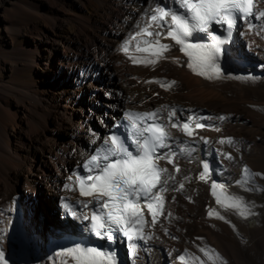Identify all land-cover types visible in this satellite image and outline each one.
I'll use <instances>...</instances> for the list:
<instances>
[{
  "label": "bare ground",
  "instance_id": "obj_1",
  "mask_svg": "<svg viewBox=\"0 0 264 264\" xmlns=\"http://www.w3.org/2000/svg\"><path fill=\"white\" fill-rule=\"evenodd\" d=\"M49 1L0 0V251L10 254L7 232L23 212L25 227L30 236L36 234L42 251L21 231L27 248L13 254L15 264H76L72 257L58 255L64 250L52 241L77 230L85 233L87 225L62 208V197L83 200L76 192L75 175L72 181L66 180L67 175L102 147V140L121 122L125 110L144 112L167 105L191 110L198 122L218 126L219 131L196 130L192 125L194 136L206 137L212 148L233 159L221 158L217 163L213 152L208 159L218 171L207 183L198 179L200 162L205 159L202 141L193 154L197 161L189 163L187 152L179 159V173L160 162L177 184V191L162 194L163 207L169 196L188 198L194 207L183 214V220L165 212L163 220L173 226L167 229L171 235L157 234L153 228L154 238L160 235L164 242L150 240L149 250L139 253L137 264H180V256L183 264H264V69L259 67L264 63V33L257 36L258 29H254L246 35L239 23L241 37L236 39L235 34L225 46V62L217 63L220 78L209 80L186 66L189 58L179 45L161 59L136 51L137 46L147 47L144 40L154 39L141 31L148 23L145 14L164 3L177 8L173 0H56V5ZM258 7L264 10V4ZM150 30H156L155 24ZM219 30L215 24L210 28L212 35ZM194 38L199 43L212 42L207 33L198 32ZM125 41L127 53L120 50ZM162 42L174 44L170 39ZM157 59L154 65L150 63ZM228 62L231 69H224ZM96 64L117 77L119 99L101 101L102 95L110 99L114 95L96 92L106 91L101 82L91 79L98 76L91 72ZM249 75L257 78L245 79ZM172 81L175 84L169 87ZM208 116L212 119H205ZM220 116L225 119L219 120ZM170 130L182 140L190 139L177 129ZM63 133L68 136L61 140ZM221 139L224 144L219 143ZM213 181L224 182V189L217 187L214 194ZM65 182L74 191L64 190ZM230 196L242 197L255 214L243 218L237 210L216 203L219 198L230 206L235 203ZM142 210L150 220V214ZM209 211L219 215L209 216ZM33 212L43 217L47 212L57 213L58 220L45 217V232L37 228ZM125 256L130 264L127 249Z\"/></svg>",
  "mask_w": 264,
  "mask_h": 264
},
{
  "label": "snow or ice",
  "instance_id": "obj_2",
  "mask_svg": "<svg viewBox=\"0 0 264 264\" xmlns=\"http://www.w3.org/2000/svg\"><path fill=\"white\" fill-rule=\"evenodd\" d=\"M173 3L178 4V7L170 8L164 3L157 5L151 13L145 14L148 16V23L141 31L147 37L154 39L144 40L143 43L147 47L137 46L136 51L148 52L161 59L165 58V52L179 45L180 51L189 58L186 66L192 72L209 80L220 78V69L217 67L221 51L219 45L227 43L219 36L211 34L210 28L213 24L231 32L239 22L244 25L246 35L253 34L254 29H258L255 31L257 36L264 33V10L258 7L264 4V0H197L195 3L191 0H173ZM153 24L155 31L150 30ZM198 32L207 33L212 42H190L193 34ZM136 35H140V32ZM165 39L172 40L174 44L163 43ZM254 46L259 47V45ZM246 47L251 51L248 45ZM120 50L127 53V41L122 44ZM158 59L150 63L154 65ZM132 62L137 63L134 59ZM175 62L180 63L178 58ZM259 67L264 69V63ZM256 78L252 75L245 77L247 80ZM174 84L175 81L170 82L169 87ZM154 95L158 96L159 93ZM122 115L123 119L120 123L114 124V127L122 128L123 132L109 134L102 140V147L94 150V154H91L86 162H78L72 173L66 177L67 181H72L75 175L79 197L87 199L62 197V208L66 210V214L70 213L72 217L89 222L88 231L96 238L110 243L121 242L117 238H122L130 264H137L139 253L148 251L147 245L154 239L151 230L159 222L158 210L160 213L163 212L162 194L177 191L175 176L167 167H161L160 162L164 161L165 164L172 165L175 173H179V159L187 152L186 159L189 163L197 161L198 158L193 154L199 151V144L202 141L206 146L203 150L205 159L200 162L202 171L198 173V179L207 183L212 173L218 171L208 159L213 152L218 157L217 163L221 158L230 161L233 157L231 154L221 153L212 148L206 137L194 136L193 127L190 125L196 130L206 127L215 128L217 131L220 129L215 124L198 122L195 118L196 114L191 110L165 105L152 111L125 110ZM205 119L211 120L212 117L208 116ZM218 119L222 121L225 117L220 116ZM99 122L104 123L103 119ZM170 129H177L190 139L182 140L173 135ZM219 143L224 144L225 140L221 139ZM229 143H232L230 138ZM184 179L187 180L188 177L185 176ZM217 187L223 190L225 183L213 181L211 188ZM183 188L184 184L180 183L179 189L183 190ZM63 189L74 191L72 185L67 182L63 184ZM229 198L235 201L230 206H225L219 198L216 199V203L221 207L237 210V214L243 218L255 214L242 197ZM144 207L151 216L150 220L145 219L142 210ZM89 209L90 215L86 211ZM208 215L219 214L209 211ZM220 218L224 219L223 216ZM145 228L149 230L147 234ZM165 234L171 235L166 228ZM171 238L176 239V237ZM58 255L72 257L76 264H121L117 252L109 249L100 250L98 247L77 245L66 248ZM183 259L184 257L180 256V260ZM0 264H8L3 251H0Z\"/></svg>",
  "mask_w": 264,
  "mask_h": 264
},
{
  "label": "rangeland",
  "instance_id": "obj_3",
  "mask_svg": "<svg viewBox=\"0 0 264 264\" xmlns=\"http://www.w3.org/2000/svg\"><path fill=\"white\" fill-rule=\"evenodd\" d=\"M49 1V0H48ZM58 3V1H56V0H52V1H49V3H51L50 5H52V4H54V5H56L57 3ZM52 18V17H51ZM241 36L238 34V33H236V39H238V38H240ZM59 54H57V55H55V59L56 60H58L59 59ZM91 72H93V71H95L97 74H98V76H96V77H91V79L92 80H94V81H96V82H98V84H99V82H101V85L104 87V89H106V91H104V90H102V91H100V90H98V91H96V92H101V94L103 93H111V94H113L114 95V97H111V99L110 98H108V97H105V95H102L103 96V98H101V101L102 102H104V101H110V100H113V98L114 99H119L120 97L117 95L118 94V92L119 91H121V89H120V87L118 86V84H117V77L114 75V74H112L109 70H107V68L105 67V66H103V65H100V64H96L95 66H91ZM224 69H231V64L228 62V66L226 65V66H224ZM99 72V73H98ZM100 76V77H99ZM112 81V82H111ZM113 83V84H112ZM118 86V87H117ZM114 90V91H113ZM116 90V91H115ZM89 106V105H88ZM101 106H104L105 108H106V105L105 104H102ZM148 109V108H147ZM121 111V110H120ZM120 111H118V113L120 112ZM202 112H204V113H208L207 111H202ZM207 123H208V121H206ZM67 136L68 135H66L65 133H63V136H61V140L62 139H65V138H67ZM218 176V175H217ZM216 176V177H217ZM218 179H221V180H223V181H227V182H235L234 180H231V179H226V178H220L219 176L217 177ZM36 196H38V198H42V194H37ZM41 196V197H40ZM172 197H174V196H169V197H167V199H166V201H165V204H164V207H163V212L162 213H160L161 214V220L159 221V225H157L155 228V231L157 232V234H160V235H162V233L163 234H165L164 232H165V229L164 228H166V229H172V223H170V225L168 224L169 222L168 221H166L165 219L163 220V218L166 216V213H169L170 215L169 216H171L172 218H176L177 217V219H180V220H183L182 218V216H183V214L186 212V211H189L190 210V208H193L194 207V203L192 202V200H189L188 198L187 199H185V198H178V197H174L175 199H173ZM169 198V199H168ZM172 198V199H171ZM178 198V199H177ZM59 199V196H57L56 197V200H58ZM180 200V201H179ZM186 200V201H185ZM189 201V202H188ZM59 202H60V199H59ZM187 203V204H186ZM190 204H191V207H190ZM174 205V206H173ZM169 206V207H168ZM187 206V207H186ZM177 207V208H176ZM181 209H180V208ZM184 208V209H183ZM176 209H177V211H176ZM180 210V212H178L179 210ZM183 211V212H182ZM166 212V213H165ZM173 212V213H172ZM175 213V214H174ZM176 213L178 214L177 216H176ZM180 213H182V214H180ZM22 215L21 216H17L16 217V219H18L19 221H20V223H21V226H20V230L22 231V232H24L25 233V236H26V239L28 240V241H31V244L32 243H35V245L37 246V248H38V250L40 251H42V246L39 244V242H38V237L36 236V234L35 233H33V236H30L29 235V233H28V231H27V229H26V227H25V217H24V213L22 212L21 213ZM33 218H34V220L36 221V225H37V228H39V226L41 227V229H44V231L46 232V224H44V219H45V217L46 218H50V219H55V220H58V218H57V213H51V212H47V213H45L44 214V217L43 216H40L38 213H36V212H33ZM172 214V215H171ZM36 215V216H35ZM169 221L170 220H172V219H170V217H169V219H168ZM175 219H173L172 221H174ZM44 221V222H43ZM40 222V223H39ZM43 222V223H42ZM161 222V223H160ZM168 222V223H167ZM12 223H13V221L11 222V224H10V227H11V225H12ZM163 223V224H162ZM39 224V225H38ZM162 224V225H161ZM166 224V225H165ZM162 226V227H161ZM164 227V228H163ZM164 232H163V231ZM76 231V230H75ZM79 230H77V232H70V234L68 233V234H65V235H63L62 237H60V238H54V239H52V241L53 242H55L56 240H58V239H61V238H76V236H77V233H79L78 232ZM176 232H178L177 230H176ZM80 234V233H79ZM160 235H158V237L157 238H154V239H156V240H162L163 242H164V240L163 239H161L160 238ZM8 238V237H7ZM182 244H184V243H182ZM181 244V245H182ZM3 247H5V244L3 245ZM261 249V248H260ZM264 250V248L263 249H261V251L262 252H264L263 251ZM44 251V250H43ZM258 251V250H257ZM258 254V253H257ZM259 255V254H258ZM125 258H126V256H125ZM127 259V258H126Z\"/></svg>",
  "mask_w": 264,
  "mask_h": 264
}]
</instances>
